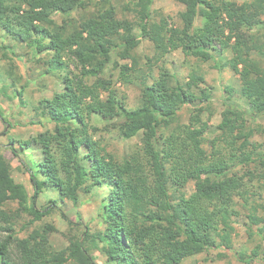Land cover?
Returning <instances> with one entry per match:
<instances>
[{"label":"trees","instance_id":"obj_1","mask_svg":"<svg viewBox=\"0 0 264 264\" xmlns=\"http://www.w3.org/2000/svg\"><path fill=\"white\" fill-rule=\"evenodd\" d=\"M113 1L0 0V31L10 41L2 47L4 58L30 56L64 86L40 101L30 123L46 128L42 120L49 118L54 124L34 141L42 151L37 170L26 165L32 204L27 188L14 180L10 164L0 156V230L6 232L0 264H98L79 239L64 250L52 249V225L16 238L15 216L7 206L17 203L16 217L27 215L34 224L58 207L56 201L44 210L37 206L46 191L77 206L81 192L91 195L106 184L113 193L102 206L105 228L84 233L106 264H182L213 249L233 250L235 224L242 216L249 240L260 237L262 242L251 252L237 251L238 260L264 263V146L253 141L257 130L247 120L264 115V0H182L178 26L165 16L152 19L154 0L128 3L134 22L120 20ZM135 28L154 46L144 67L137 59L120 63L133 56ZM20 47L24 51L17 53ZM179 50L203 63L211 50L220 58L218 69L229 68L239 77L240 89L225 88L226 110L210 140L211 126L203 121L208 108H193L188 124L180 120L187 105L210 104L211 93L196 92L205 82L199 70L184 77L169 69L167 56ZM110 65L119 73L118 82L141 88L134 109L118 97L112 78L104 76ZM17 94L27 107L24 89ZM235 95L247 106L235 102ZM94 117L115 123L125 140L142 135V150L116 160L94 137ZM16 143L22 150L31 146L13 140L17 157ZM191 183L194 189L187 192Z\"/></svg>","mask_w":264,"mask_h":264},{"label":"rangeland","instance_id":"obj_2","mask_svg":"<svg viewBox=\"0 0 264 264\" xmlns=\"http://www.w3.org/2000/svg\"><path fill=\"white\" fill-rule=\"evenodd\" d=\"M131 0H114L113 4L116 7L117 17L120 20L135 21L134 13L126 10V6ZM239 3L252 2L254 0H237ZM185 5L182 0H154L152 6V19L159 21L161 16L169 19L171 24L178 26L180 24L179 15L184 11ZM61 21V19H58ZM201 21L198 22L200 24ZM264 33V30H260ZM134 34L138 36V41L132 51V58L126 61H121V64L132 63L137 59L142 67L148 62L149 58L154 55V46L149 39L143 34L139 28H135ZM5 43V44H4ZM10 43L9 39L0 31V156H3L11 166L12 176L17 183L24 185L30 195V203H33V184L30 180V175L26 165H29L33 171L37 170V162L42 159V151L38 145H34L37 137L46 130H52L54 124L49 118H43V123L46 128L41 126L30 125L34 119V109L38 108L40 101L51 99L56 93L64 91V86L61 79L56 74H45L43 65L32 61L30 56H13L9 54L7 59L4 58L3 46ZM23 48H19L17 53H22ZM209 58L205 63L198 62L193 57L186 56L182 50L174 52L167 56V66L169 69L180 73L182 76H188L193 70H199L204 76V83H200V91L211 93V103H203L196 101L195 105H187L181 111V122L189 123V118L192 109L195 107H205L203 121H208L211 126V131L206 135L207 139H212L218 134L216 128L222 121V113L226 110L229 95L225 93V88L232 87L235 90L241 88L239 77L235 75L229 68L221 67L220 58L211 50H207ZM18 55V54H17ZM13 56V57H12ZM114 60H118L117 57ZM71 68L75 70V62L70 60ZM107 79L113 80L116 93L120 99H124L126 106L129 109H134L138 106L141 88L136 85H124L118 82V71L113 70L110 65L104 75ZM24 89V99L28 103L27 107H23L20 103L18 92ZM104 97V96H103ZM233 100L238 104L246 107L247 104L238 96H234ZM209 104V105H208ZM2 117L7 119L12 124V127H6ZM247 120L257 132L253 141L264 146V115L257 118ZM91 125L96 127L98 131L94 132V137L98 139L116 160L124 161L136 151L142 150V135L131 140L123 139L116 129V124L110 120H101L92 118ZM143 134V133H142ZM20 141L23 145L29 143L28 149L22 150L19 144H15L18 150V157L14 155L10 144L12 141ZM24 147V146H23ZM194 183H191L187 192H192ZM113 193L110 185L106 184L103 188L93 189V194L87 195L80 193V201L75 206L71 201L62 202L59 199L56 191H46L37 200L36 204L40 209H45L57 202V208L42 221L31 223V218L27 215L16 217L18 212L17 203H11L7 206V210L15 216L13 219L14 235L21 240L26 239L35 229H42L46 225H52L55 232L50 237V244L55 251L66 249L70 245L71 240H81L84 246L89 250L94 260L98 264H106L104 255L96 244L91 240H85L84 233L94 235L104 230L102 221V206ZM53 207V205H52ZM66 218H64V216ZM72 221V224L69 222ZM6 226V225H4ZM236 234L233 240V250H216L205 252L201 255L188 258L182 264H242L236 255L237 251L246 250L251 252L256 245H259L262 240L256 237L250 241L247 235V219L241 217L235 224ZM6 232L0 230V240L6 237ZM13 257L17 258V249H12ZM219 254L226 257L220 258ZM70 264H75L71 262ZM258 264H264L258 261Z\"/></svg>","mask_w":264,"mask_h":264}]
</instances>
